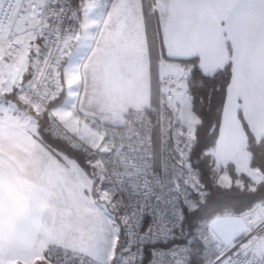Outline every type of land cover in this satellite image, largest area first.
Returning a JSON list of instances; mask_svg holds the SVG:
<instances>
[{
  "label": "snow or ice",
  "instance_id": "1",
  "mask_svg": "<svg viewBox=\"0 0 264 264\" xmlns=\"http://www.w3.org/2000/svg\"><path fill=\"white\" fill-rule=\"evenodd\" d=\"M0 264H264V0H0Z\"/></svg>",
  "mask_w": 264,
  "mask_h": 264
}]
</instances>
